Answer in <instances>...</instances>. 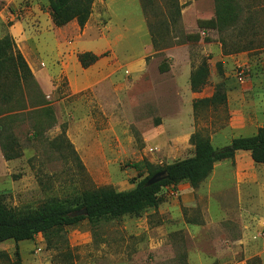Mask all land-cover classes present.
I'll list each match as a JSON object with an SVG mask.
<instances>
[{"label": "rangeland", "instance_id": "1", "mask_svg": "<svg viewBox=\"0 0 264 264\" xmlns=\"http://www.w3.org/2000/svg\"><path fill=\"white\" fill-rule=\"evenodd\" d=\"M174 1L175 20L170 0H93L80 27L55 26L48 0H0V37L10 33L34 80L17 88L5 79L0 98V137L20 152L6 160L0 146L8 206L127 190L145 175L131 163L188 157L195 133L222 149L264 127V45L223 53L219 32L197 26L214 17L215 0ZM196 32L199 40L185 39ZM258 35L264 42L262 28ZM85 51L101 56L82 67ZM202 64L206 77L193 90ZM51 242L40 233L3 241L0 264H16V251L20 264H264V165L236 150L196 186L162 188L156 206L82 220Z\"/></svg>", "mask_w": 264, "mask_h": 264}, {"label": "trees", "instance_id": "2", "mask_svg": "<svg viewBox=\"0 0 264 264\" xmlns=\"http://www.w3.org/2000/svg\"><path fill=\"white\" fill-rule=\"evenodd\" d=\"M93 0H48L50 17L55 26H61L75 20L80 27L86 23L91 13ZM169 16L175 20L179 16L180 6L175 1L169 2ZM11 25L7 21L5 26ZM199 28L215 29L219 32V42L223 53L238 52L264 45L259 36L260 28L264 31V0H215L214 17L197 21ZM188 41H197L200 34L190 33ZM204 41L210 40L207 36ZM101 55L85 51L77 54L82 67H88ZM206 77V66L202 64L190 80L191 89L198 90ZM21 88L22 84L33 82L26 62L15 50L14 40L5 30L0 37V98H3L6 80ZM193 153L185 158L154 165L146 160L130 164L138 176L145 174L135 185L127 190H115L108 187L83 190L71 197L51 198L33 209H16L8 206L0 195V243L6 240L15 242L32 239L36 234L44 235L47 244H52L51 237L69 225L87 220L90 225L101 220L118 218L124 215H136L147 207L156 206L162 188L187 181L196 186L212 171L216 162L232 158L236 150H245L255 163L264 165V127H259L253 135L231 139L228 146L216 149L207 138L199 134L191 136ZM9 138L0 137V146L6 160L20 154L17 145ZM161 173L162 176L151 181ZM16 264H20L18 251L15 252ZM7 254L0 251V262L7 260ZM247 264H260L254 257Z\"/></svg>", "mask_w": 264, "mask_h": 264}, {"label": "water", "instance_id": "3", "mask_svg": "<svg viewBox=\"0 0 264 264\" xmlns=\"http://www.w3.org/2000/svg\"><path fill=\"white\" fill-rule=\"evenodd\" d=\"M161 176H162V174H161V173H158V174L154 175V176L151 178V181L156 180V179L160 178Z\"/></svg>", "mask_w": 264, "mask_h": 264}]
</instances>
